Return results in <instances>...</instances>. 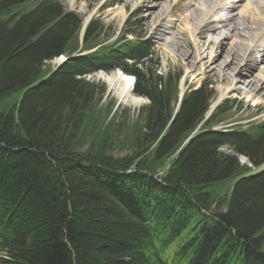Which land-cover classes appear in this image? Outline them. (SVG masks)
<instances>
[{
	"label": "trees",
	"instance_id": "obj_1",
	"mask_svg": "<svg viewBox=\"0 0 264 264\" xmlns=\"http://www.w3.org/2000/svg\"><path fill=\"white\" fill-rule=\"evenodd\" d=\"M32 2L0 0V98L22 92L19 110L0 108V264H264V168L252 173L264 164V120L212 130L232 107L226 100L196 131L211 83L185 93L177 108L182 72L157 73L152 42L126 34L96 42L107 29L94 21L81 50L99 47L73 56L82 15L62 0ZM62 53L72 57L43 69ZM115 67L136 76L135 93L150 100L127 138L141 148L145 132L147 145L159 140L155 151L144 145L141 159L112 157L113 134L87 152L69 136L102 99L88 75ZM104 108L110 115V103ZM110 126L120 131L127 119L103 129ZM147 153L153 165L142 161ZM168 158L157 176L152 167ZM233 176L230 194L212 188ZM217 200L225 208L212 207Z\"/></svg>",
	"mask_w": 264,
	"mask_h": 264
},
{
	"label": "rangeland",
	"instance_id": "obj_2",
	"mask_svg": "<svg viewBox=\"0 0 264 264\" xmlns=\"http://www.w3.org/2000/svg\"><path fill=\"white\" fill-rule=\"evenodd\" d=\"M62 2L67 10L71 9L76 11V13L81 14L82 18L85 17L88 21L92 17L101 18L108 29L105 35H102L100 40L96 42H115L128 30H134L136 32L134 34L137 36L151 38L155 42L153 46L155 50L154 58L158 61V64H155L154 67L157 73L167 76L166 72L169 70L184 72V77L181 81V93L182 90L199 86L204 80L211 82L217 95L214 100H210V102L213 101L210 110L218 101L219 95L221 97L225 93L226 95H224L223 99L237 98V105L235 107L232 106L230 108L231 111L229 109V112L221 117L222 121L217 124V128L245 126L251 121L264 119V82H261L258 88H255L257 86L250 87L240 77H235L239 69L243 72L246 70L252 71L253 78H256L260 72H264V64L261 65V68L257 65V62L264 58V41L260 44L258 43V45L257 43L252 44L250 38L252 30H245L243 28H240L242 29L243 35H232L230 38L226 39V32L229 33L230 28L235 25V22H228L223 29L217 32L213 31L212 27L215 24V27L217 26L218 19L211 16V13L206 19V13L202 5L204 0H161L160 3L162 2V4L160 7L155 6V2L149 3V0H62ZM192 3H195V5H192ZM243 4H247L246 0L245 2L242 1L241 5ZM21 8L23 9V7ZM114 9H124L125 14L120 12L122 13V17L120 14L118 16H113L111 12L114 11ZM241 9L242 8L237 6L234 9L232 8L225 11L221 16L224 15L228 17L233 15L238 17V12ZM15 11H21V9L16 8ZM134 14H137L135 20H138L137 25L140 27L134 28L126 25ZM123 21H125L124 24ZM82 36H84L83 28L79 31V43L75 41L77 42L78 50L83 49ZM233 42L239 44L240 49L237 54L241 55L240 59H243V61H241L243 65L246 64V67L233 70V68L237 67L233 65L230 68L226 67L221 69L220 63L226 59L230 60L232 58L231 49L233 45H231V43ZM74 46H76V44H74ZM68 49V52H71L70 48ZM198 49L201 51L196 54ZM253 49H257V52L253 53ZM61 55L64 56L67 54L62 53L59 56ZM202 56L204 58L200 60ZM206 56H216L215 59L219 58L218 61L214 63L216 66L214 69L208 67L209 63H207V61L209 57L205 59ZM55 58L45 60L42 65L43 69L47 71V69L49 70V68L59 65L61 60L64 59L63 57H59L60 59L57 61ZM117 70L124 76L134 77V75L123 72L119 68H113L109 72L98 71L91 74V77L89 74L87 80L100 84L98 88L102 92V99L97 107L91 108L88 111L85 110V113H92V117H90L89 120L86 118L88 124L85 125V122L81 129L76 128L70 131L69 136L72 138L74 137L78 151L87 152L91 147H94L95 151L101 149V144L105 142L108 143V140L105 138H109V134H113V148L110 154L112 157H123L136 153V156L141 159L140 157L147 149L144 146L148 143L145 138L147 132L144 134L141 133L143 135H139L145 142H141L140 139H137L141 142L143 148L139 146V143L134 146L133 140L129 141L127 138L133 136V129L135 130V128H138L142 124L143 109L150 104V100L147 96L141 94H135L141 99L137 104H129L119 99L116 92L110 88V85L100 77L102 72L112 74ZM224 74L229 75L232 81L224 79ZM259 87L263 88L258 91ZM177 91L178 85L176 83L175 89L170 92L169 107L173 109L177 98ZM20 95H22V92H15L6 99H3V96L0 98V108L5 107L8 111L10 109L19 110V107H17L19 103L17 102L21 99ZM109 103L112 109L110 115L107 114L108 110L104 108ZM124 119H127V127L120 131H118V129L116 131L113 130L112 126L103 129V126L112 120L119 123ZM97 120L99 121L96 122ZM94 124H96V126ZM168 126L169 124L166 128H168ZM93 127L98 128L99 131L98 129L92 130ZM158 142L159 140L155 143H150L147 147L156 144V147L153 145L151 148L153 149L155 147L153 150L155 151L158 147ZM223 148H226V146H223ZM226 154L227 156L230 155L228 153ZM143 158V162H146L148 165L149 163L153 165V154H148ZM238 158L241 165L250 164L245 158L242 159L241 156H238ZM169 164L170 159L168 158L163 161L162 166L158 168L152 167V170L156 172L157 176H163L166 174L167 168H170ZM237 180L238 177L233 176L224 181L222 185L219 186V190L225 193L227 189H229L230 194ZM217 186L218 185H214L212 188L216 189ZM222 197L224 196L221 195V198ZM220 203L221 202H219V206L214 204L212 207H216V210L225 208V206H221Z\"/></svg>",
	"mask_w": 264,
	"mask_h": 264
},
{
	"label": "bare ground",
	"instance_id": "obj_3",
	"mask_svg": "<svg viewBox=\"0 0 264 264\" xmlns=\"http://www.w3.org/2000/svg\"><path fill=\"white\" fill-rule=\"evenodd\" d=\"M242 1L243 0H224V1H222V0H211L210 6L207 5V7H206L207 11L205 12L206 13L205 15H208L209 12L213 11L217 7H222V8H227V9L231 8V7H237L238 6L237 4L242 2ZM153 2H155V4H156L155 6L160 7V5H161L160 0H149V3H153ZM246 2H247V4L244 5V7L239 11V13L237 15L239 17L238 19L240 21H243L244 23H240L239 21H237L235 16H230V17L220 16L218 18V23H217V26L214 28V31L221 30L224 28L225 23H227L229 21H232V22L234 21L235 27L233 29H231V31H230L231 33L229 32L226 34L225 38L226 39L230 38V36L232 35V32H235L239 35H243V32L240 29V28H243L245 30H250V31L252 30L251 36H250L252 44L257 43V45H258V43L260 44L264 41V0H246ZM204 3H206V2H204ZM208 8H209V10H208ZM120 12L125 14L124 9H122V10H115L114 9V11L111 12V15L118 16L120 14V16L122 17V15H121L122 13H120ZM221 23H224V24H221ZM249 41H250V39H249ZM231 45H233V48L231 49L232 58L230 60L226 59V60L222 61L220 63V66H221L220 68L221 69L222 68L224 69L226 67L230 68L233 65L238 67V68L237 67L233 68V70H238L239 68H245L246 64L243 65V63H242L243 59H240L241 55L237 54V53H239L238 51L240 49L239 44L237 42H233V43H231ZM200 51L201 50L198 49L196 51V54L199 53ZM263 51H264V49H263ZM256 52H257V49H253V53H256ZM60 57H63L64 59H62L61 63L59 65H57L58 67L61 64H63L65 61H67V59L63 55H61ZM208 57H209V60L207 61V63H209L208 67L211 69H214L216 67L214 65V63L217 62L219 58L215 59L216 56H213V57L206 56L205 59ZM202 58H204V57L202 56L200 58V60H202ZM227 58H229V57H227ZM55 59H57V61H58V59H60V58L58 57ZM262 64H264V58L261 61L257 62V65L259 66V68H261ZM234 72H236V71H234ZM252 76H253L252 71L246 70L243 72L240 69L237 71V73L235 75V77H240L242 80H244V82L247 83L248 86H250V87L257 86L255 88H258L259 84L261 82H264V72H260L256 78H253ZM100 77L110 85V88L116 92L119 99H121L123 102L129 103V104H137L141 101L140 97L136 96L133 92L134 79L132 77L127 76V75L124 76L118 70L116 72H113L112 74H107V73L102 72ZM224 79L230 80L229 75L224 74ZM230 81H232V80H230ZM261 88H263V87H259L258 91H260ZM217 109H216V111H217ZM242 159H244V157H242Z\"/></svg>",
	"mask_w": 264,
	"mask_h": 264
}]
</instances>
